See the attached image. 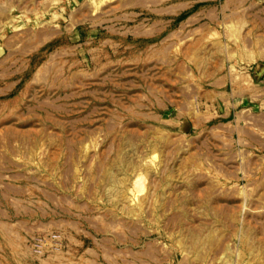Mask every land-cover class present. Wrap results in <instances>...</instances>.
<instances>
[{
    "label": "rangeland",
    "instance_id": "374dc122",
    "mask_svg": "<svg viewBox=\"0 0 264 264\" xmlns=\"http://www.w3.org/2000/svg\"><path fill=\"white\" fill-rule=\"evenodd\" d=\"M0 264H264V0H0Z\"/></svg>",
    "mask_w": 264,
    "mask_h": 264
},
{
    "label": "bare ground",
    "instance_id": "6f19581e",
    "mask_svg": "<svg viewBox=\"0 0 264 264\" xmlns=\"http://www.w3.org/2000/svg\"><path fill=\"white\" fill-rule=\"evenodd\" d=\"M141 180H142V175L140 174V175H138V178H137V180L135 181V184H136V185L140 184ZM112 184H113L115 187L118 186V182H117V181L112 182Z\"/></svg>",
    "mask_w": 264,
    "mask_h": 264
}]
</instances>
